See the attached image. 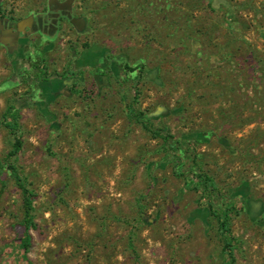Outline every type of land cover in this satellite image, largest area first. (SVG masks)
Instances as JSON below:
<instances>
[{
    "label": "rangeland",
    "instance_id": "374dc122",
    "mask_svg": "<svg viewBox=\"0 0 264 264\" xmlns=\"http://www.w3.org/2000/svg\"><path fill=\"white\" fill-rule=\"evenodd\" d=\"M71 2L82 27L0 49V264H221L191 147L264 264V0Z\"/></svg>",
    "mask_w": 264,
    "mask_h": 264
},
{
    "label": "flooded vegetation",
    "instance_id": "af4514ba",
    "mask_svg": "<svg viewBox=\"0 0 264 264\" xmlns=\"http://www.w3.org/2000/svg\"><path fill=\"white\" fill-rule=\"evenodd\" d=\"M27 9L28 3H23L12 13L7 0H0V49L11 48L17 30L38 32L54 39L66 29L82 27L71 0H44L34 11ZM19 11L25 15L20 16Z\"/></svg>",
    "mask_w": 264,
    "mask_h": 264
},
{
    "label": "trees",
    "instance_id": "16d2710c",
    "mask_svg": "<svg viewBox=\"0 0 264 264\" xmlns=\"http://www.w3.org/2000/svg\"><path fill=\"white\" fill-rule=\"evenodd\" d=\"M10 111V108H7L6 114ZM141 113H133V117L137 122H139L145 129H149L144 122L140 119ZM12 116L16 117L17 113H12ZM8 126V125H7ZM10 128V127H9ZM16 130L15 126L11 127V131L14 133ZM21 147V140L18 136H14V140L12 142V148L11 151L8 153V156L11 160H13L18 151ZM188 153L190 154V164L191 172L193 173V177H197V182H199V185H197V188L201 187V190L203 192V196H205L209 200L208 210L210 214L214 217H216V220L218 222V231L221 237V244H222V251L225 254V257L221 264H236L235 263V257H234V236L231 234V228H230V208L228 206L222 205L221 207L215 206L213 203V196L214 194V187H213V181L212 178L209 175H205L201 169V167L198 165V154L195 152V150L191 148H186ZM8 168L15 177V180L17 182L18 187L22 191V207H23V224L25 228V232L27 234V240L23 244L25 247H27V241L29 242L30 234L28 232L29 228L35 227V223L33 222V205L32 200L34 199L35 195L34 193L27 189L24 184L21 182L18 174L15 172V167L11 164L8 165ZM23 246V247H24ZM24 247V249H26Z\"/></svg>",
    "mask_w": 264,
    "mask_h": 264
}]
</instances>
